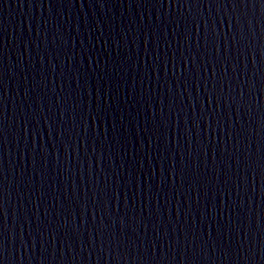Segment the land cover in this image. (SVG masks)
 <instances>
[{"label": "water", "instance_id": "water-1", "mask_svg": "<svg viewBox=\"0 0 264 264\" xmlns=\"http://www.w3.org/2000/svg\"><path fill=\"white\" fill-rule=\"evenodd\" d=\"M0 264H264V0H0Z\"/></svg>", "mask_w": 264, "mask_h": 264}]
</instances>
